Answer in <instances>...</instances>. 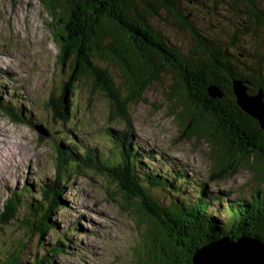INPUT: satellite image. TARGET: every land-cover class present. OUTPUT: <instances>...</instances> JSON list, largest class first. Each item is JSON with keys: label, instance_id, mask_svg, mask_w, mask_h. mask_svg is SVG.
I'll return each instance as SVG.
<instances>
[{"label": "trees", "instance_id": "obj_1", "mask_svg": "<svg viewBox=\"0 0 264 264\" xmlns=\"http://www.w3.org/2000/svg\"><path fill=\"white\" fill-rule=\"evenodd\" d=\"M41 1L56 22H66L56 35L57 66L65 79L61 94L54 95L56 102L48 108L52 120L67 127L54 139L58 157L50 180L23 186L4 204L0 224L20 220L24 226L21 240L0 257V264H55L74 249L71 238L78 221H66L65 213L59 212L66 208L63 196L72 180L88 172L106 174L126 203L124 209L134 206L138 240L129 264H191L197 249L219 237L247 236L264 243V132L239 107L233 93L237 81L250 96L261 92L264 102V0H229L226 16L219 15V3L211 0ZM186 3L192 12L202 11L206 25L201 32L185 17L184 11L192 13ZM162 13L189 33L193 50L181 53L157 28L155 20ZM105 63L118 66L124 76L121 84L110 77ZM164 72L175 78L169 94L178 101L187 97L190 109L196 106L195 111L188 110L192 114L185 137L207 133L215 145L210 175L198 183L163 163L155 168L154 155L131 141L128 129L111 131L99 151L91 147L93 139L83 143L78 129L69 125L71 118L66 119L71 115L69 101L73 102L69 97L88 81L109 99L112 116L130 126L128 106ZM210 88L221 97L212 98ZM187 116L182 112L178 118L183 121ZM244 167L252 175L253 188L232 196L208 191L213 181L226 180ZM56 220L69 224L60 229ZM50 235L55 236L52 242L45 238ZM36 236L34 250L39 248L41 256L30 255L29 263L19 251Z\"/></svg>", "mask_w": 264, "mask_h": 264}, {"label": "rangeland", "instance_id": "obj_2", "mask_svg": "<svg viewBox=\"0 0 264 264\" xmlns=\"http://www.w3.org/2000/svg\"><path fill=\"white\" fill-rule=\"evenodd\" d=\"M59 1L65 3V0ZM211 1L218 2L219 15L226 16L229 0ZM186 4L192 12V5ZM184 13L201 32L206 25L202 11ZM65 24L56 22L41 0H0V214L14 192L27 184L32 186L35 182L50 180L54 174L58 157L54 139L67 126L62 127L52 120L48 106L56 102L55 96L61 94L65 79L57 66L60 49L56 39L57 30ZM155 24L181 53L193 50L194 42L189 33L168 14L162 13ZM103 67L118 84L124 81L118 66L105 63ZM174 84L171 74L162 73L138 102L128 106L129 126L112 116L105 95L91 88L88 81L82 82L69 97L73 102L69 101L71 115L66 117L67 122L71 118L69 125L75 131L78 129L81 141L86 143L87 138L93 139L91 147L99 151L110 139L111 131L112 134L128 129L131 141L154 155L152 165L155 168L163 163L173 171L181 170L198 183L210 175L215 145L208 141L207 133L185 137L192 114L188 110L195 111L196 106L190 109L185 103L187 97L178 101L176 95H170V87ZM182 112L188 115L183 121L178 118ZM47 132L50 133L48 137ZM73 134L80 140L75 132ZM41 136L46 139L42 140ZM72 182L63 196L66 208L59 215L63 216L64 212L66 221H78V231L71 238L75 250L68 249L69 254L58 257L55 264H129L138 240L136 216L132 214L134 206L131 211L124 209L126 203L106 174L88 172ZM254 185L251 173L244 167L226 180L213 181L207 189L232 196L234 191L246 192ZM23 200L29 202L27 198ZM56 222L60 229L69 224ZM21 224L20 220L16 224H0V257L11 253L14 244L21 240V226H24ZM45 238L52 242L55 236ZM37 239V236L31 238V243L19 251L29 263L30 255L38 253L37 256H41L39 248L34 250Z\"/></svg>", "mask_w": 264, "mask_h": 264}, {"label": "water", "instance_id": "obj_3", "mask_svg": "<svg viewBox=\"0 0 264 264\" xmlns=\"http://www.w3.org/2000/svg\"><path fill=\"white\" fill-rule=\"evenodd\" d=\"M233 92L239 107L252 118L256 119L264 132L263 95H249L240 82H233ZM212 98L221 97L216 89L210 88ZM191 264H264V243L247 236L236 240L219 237L207 241L191 256Z\"/></svg>", "mask_w": 264, "mask_h": 264}, {"label": "bare ground", "instance_id": "obj_4", "mask_svg": "<svg viewBox=\"0 0 264 264\" xmlns=\"http://www.w3.org/2000/svg\"><path fill=\"white\" fill-rule=\"evenodd\" d=\"M235 96V95H234ZM236 98V97H235ZM254 119V118H253Z\"/></svg>", "mask_w": 264, "mask_h": 264}]
</instances>
